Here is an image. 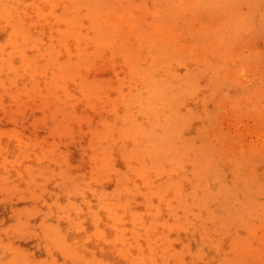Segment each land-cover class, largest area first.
<instances>
[{
  "label": "rangeland",
  "instance_id": "rangeland-1",
  "mask_svg": "<svg viewBox=\"0 0 264 264\" xmlns=\"http://www.w3.org/2000/svg\"><path fill=\"white\" fill-rule=\"evenodd\" d=\"M0 264H264V0H0Z\"/></svg>",
  "mask_w": 264,
  "mask_h": 264
}]
</instances>
